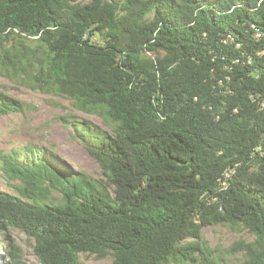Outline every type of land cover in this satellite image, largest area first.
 <instances>
[{
    "label": "trees",
    "instance_id": "1",
    "mask_svg": "<svg viewBox=\"0 0 264 264\" xmlns=\"http://www.w3.org/2000/svg\"><path fill=\"white\" fill-rule=\"evenodd\" d=\"M0 76L108 127L59 116L106 180L0 153V233L42 264H218V225L253 236L236 264H264V0H0ZM24 106L0 91V117Z\"/></svg>",
    "mask_w": 264,
    "mask_h": 264
},
{
    "label": "rangeland",
    "instance_id": "2",
    "mask_svg": "<svg viewBox=\"0 0 264 264\" xmlns=\"http://www.w3.org/2000/svg\"><path fill=\"white\" fill-rule=\"evenodd\" d=\"M0 91L25 104L23 111L0 117V153L21 150L28 145L42 148L46 153H54L62 161V167L73 171H84L96 180H106L99 165L87 152L83 143L74 137L75 132L65 128L59 119L61 115L72 114L108 130L107 125L99 117L78 111L72 102L63 96L44 94L2 76H0ZM0 190L13 192L1 172ZM54 196H57V193H54ZM203 235L210 247L216 250L218 264L238 263L240 256L229 253L232 245L240 240L253 239L248 232H240L222 225L205 228ZM10 240L20 247L24 264H42L34 253V242L19 229L14 228L0 233V264L11 262L7 254ZM83 260L84 264L110 263L109 260H98L93 257Z\"/></svg>",
    "mask_w": 264,
    "mask_h": 264
},
{
    "label": "built area",
    "instance_id": "3",
    "mask_svg": "<svg viewBox=\"0 0 264 264\" xmlns=\"http://www.w3.org/2000/svg\"><path fill=\"white\" fill-rule=\"evenodd\" d=\"M262 36H263L262 32H261L260 30L257 29V30H256V34H255V38H256V39H260ZM233 41H234L233 37L229 35V36L224 40V43H231V42H233ZM238 46H239V45L237 44V47H238ZM257 99H258V101H259L260 109H261V110L264 109V97H262V98L257 97Z\"/></svg>",
    "mask_w": 264,
    "mask_h": 264
}]
</instances>
